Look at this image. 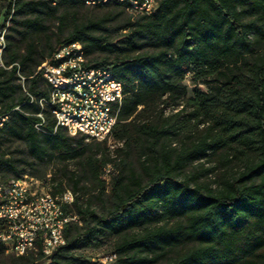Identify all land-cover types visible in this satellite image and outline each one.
<instances>
[{"label": "trees", "instance_id": "1", "mask_svg": "<svg viewBox=\"0 0 264 264\" xmlns=\"http://www.w3.org/2000/svg\"><path fill=\"white\" fill-rule=\"evenodd\" d=\"M73 41L88 65L123 83L112 148L56 126L49 108L46 132L34 126L41 107L30 95L48 91L37 67ZM4 59L11 67L0 68V114L10 111L0 129L2 181L12 179L9 171L27 174L6 156L5 140L24 142L35 162L74 164L37 177L52 193L70 188L67 211L81 220L67 224L52 263L85 261L76 244L112 234L109 264H264V0H160L149 15L118 2L15 0ZM217 152L240 167L215 185L198 183L189 166ZM108 163L117 173L106 192ZM94 191L111 199L104 214L81 200ZM41 257L39 247L20 256L0 247V264H41Z\"/></svg>", "mask_w": 264, "mask_h": 264}, {"label": "built area", "instance_id": "2", "mask_svg": "<svg viewBox=\"0 0 264 264\" xmlns=\"http://www.w3.org/2000/svg\"><path fill=\"white\" fill-rule=\"evenodd\" d=\"M159 1L85 0V3L102 6L118 2L133 15H149L157 9ZM14 3L15 0H0V68L5 69L11 67L5 63L4 51ZM38 71L46 81L48 91L47 95L38 98L30 95V101H37L41 107L36 113L39 120L34 124L37 131L46 132L42 110L49 108L56 126L66 127L70 134L82 133L86 140L106 142L108 146L116 143L112 129L126 94L123 83L106 68L88 65L80 41L58 47L50 59H45L37 67ZM189 75L186 74V80L190 83ZM20 77L26 91L24 76ZM9 115L10 111L0 114V129ZM116 173L112 163L103 167L101 178L106 192L111 190ZM74 199L75 194L70 188L52 193L46 182L29 174L12 178L6 183L0 177V247L4 253L20 256L37 251L39 247L41 264H55L50 256L65 244L67 224L81 223L77 214L67 211ZM115 257V252L110 251L102 259L74 264H109Z\"/></svg>", "mask_w": 264, "mask_h": 264}, {"label": "rangeland", "instance_id": "3", "mask_svg": "<svg viewBox=\"0 0 264 264\" xmlns=\"http://www.w3.org/2000/svg\"><path fill=\"white\" fill-rule=\"evenodd\" d=\"M125 31H122L120 34L115 36L112 41L118 42L120 39H123ZM96 56L99 58L109 57L112 58V55H108L104 52H97ZM41 86H45L44 80H41ZM203 87L204 86H200ZM188 94L191 95L192 92L188 91ZM174 111L171 107H166V113H171ZM202 127V126H201ZM200 127V128H201ZM89 142V140H85ZM116 144V143H115ZM114 144V145H115ZM113 145V146H114ZM3 150L7 152L6 156H9L15 162L18 163L17 169H23V173L29 175H34L40 178H47L49 173H54L60 171L63 165H68L69 169H72L74 164L73 162H66V164H61L57 159L52 161L45 162H35L30 157H28L27 149L24 142L19 140H5L3 143ZM108 146V145H107ZM113 146H108L112 148ZM115 166L114 163H112ZM240 167V163L237 159H234L231 162H226L223 160L220 153L209 154L204 158L196 160L192 165L189 166L188 171L195 174L196 181L200 184H213L219 182L223 175L229 173H235ZM8 178L15 177V173L7 172ZM62 178V186L68 187L69 184L62 174L57 176ZM81 200L88 199L90 202V207L95 211L96 214H104L106 210L110 207L111 199L109 196L100 197L97 196L96 191L91 192L87 195L81 197ZM92 222L91 220H83L85 222ZM76 230L72 228L71 235H74ZM114 235L100 236L88 241H80L76 244L74 248V254L76 256H82L83 259L88 261L102 259V256L106 255L113 248Z\"/></svg>", "mask_w": 264, "mask_h": 264}]
</instances>
